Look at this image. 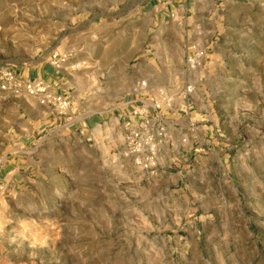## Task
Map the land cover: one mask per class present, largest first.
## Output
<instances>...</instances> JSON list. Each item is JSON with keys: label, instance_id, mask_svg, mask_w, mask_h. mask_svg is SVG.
<instances>
[{"label": "rangeland", "instance_id": "1", "mask_svg": "<svg viewBox=\"0 0 264 264\" xmlns=\"http://www.w3.org/2000/svg\"><path fill=\"white\" fill-rule=\"evenodd\" d=\"M188 1L0 0V264H264V0Z\"/></svg>", "mask_w": 264, "mask_h": 264}, {"label": "built area", "instance_id": "2", "mask_svg": "<svg viewBox=\"0 0 264 264\" xmlns=\"http://www.w3.org/2000/svg\"><path fill=\"white\" fill-rule=\"evenodd\" d=\"M58 61L57 55L53 54L51 56V63L57 66ZM143 85L144 83L142 82L140 86ZM46 89L47 85L41 78H35L33 80L21 82L12 68L8 66L0 68V91H5L12 94L26 93L31 96L42 95L44 99H47L48 95L46 94ZM53 101H57L61 107H64L65 105V100L59 95H54Z\"/></svg>", "mask_w": 264, "mask_h": 264}, {"label": "crops", "instance_id": "3", "mask_svg": "<svg viewBox=\"0 0 264 264\" xmlns=\"http://www.w3.org/2000/svg\"><path fill=\"white\" fill-rule=\"evenodd\" d=\"M148 2L153 3L152 5L153 14H155V16H162V18H164V15H166L167 10H170L169 12L180 11V14H184L185 10H187L189 6L188 0H148ZM12 69L22 81L29 80L30 78H32V75H34L33 77L38 76L39 78L42 79L51 80L52 77H54V75H57L58 73L57 69L54 70L52 66H47V65H45L44 68L37 69L35 72H32V74L29 75L26 69H22V68H12ZM0 94L2 95L0 96L1 99H4V97L7 96H13L8 93H5L4 91H0ZM52 118H53L52 120L56 122V120L61 117H57L53 115Z\"/></svg>", "mask_w": 264, "mask_h": 264}]
</instances>
